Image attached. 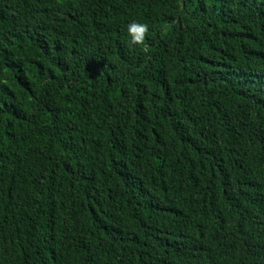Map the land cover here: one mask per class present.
I'll use <instances>...</instances> for the list:
<instances>
[{
    "label": "trees",
    "instance_id": "obj_1",
    "mask_svg": "<svg viewBox=\"0 0 264 264\" xmlns=\"http://www.w3.org/2000/svg\"><path fill=\"white\" fill-rule=\"evenodd\" d=\"M0 264H264V0H0Z\"/></svg>",
    "mask_w": 264,
    "mask_h": 264
},
{
    "label": "clouds",
    "instance_id": "obj_2",
    "mask_svg": "<svg viewBox=\"0 0 264 264\" xmlns=\"http://www.w3.org/2000/svg\"><path fill=\"white\" fill-rule=\"evenodd\" d=\"M124 30L127 36L126 42L129 46L140 45L148 33V25L145 22L132 19L127 22Z\"/></svg>",
    "mask_w": 264,
    "mask_h": 264
}]
</instances>
